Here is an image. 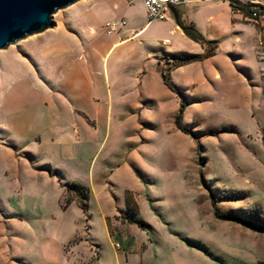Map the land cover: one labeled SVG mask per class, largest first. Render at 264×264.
<instances>
[{
	"label": "rangeland",
	"instance_id": "rangeland-1",
	"mask_svg": "<svg viewBox=\"0 0 264 264\" xmlns=\"http://www.w3.org/2000/svg\"><path fill=\"white\" fill-rule=\"evenodd\" d=\"M141 2L79 0L46 30L0 50V245L8 264L264 260V232L251 228L264 227L261 24L250 21L255 36L243 41L226 17L232 0L187 1L179 9L207 41L201 54L214 48L202 60L215 57L169 68V54L197 49L172 32L170 11L150 21ZM121 18L122 36L145 28L111 48L121 35L103 25ZM163 70L172 82L180 74V92L153 81L139 106L123 101L120 92L142 90L146 76ZM181 102L186 131L176 124ZM72 181L89 188L87 210L66 192Z\"/></svg>",
	"mask_w": 264,
	"mask_h": 264
},
{
	"label": "crops",
	"instance_id": "crops-1",
	"mask_svg": "<svg viewBox=\"0 0 264 264\" xmlns=\"http://www.w3.org/2000/svg\"><path fill=\"white\" fill-rule=\"evenodd\" d=\"M187 1L189 2L191 0H186L184 3L180 4L177 8H175L179 13L180 21L175 23V24H171L170 27L173 28L172 32L177 33L180 42L181 41L186 42L191 47L197 49L195 53H191V54L200 55L203 52V46L201 45V43L199 41H197L196 39L193 38V33H192L193 31L190 27L192 24L188 23L189 25H186L187 23L183 22V19L187 20V22H188V14H186L185 11H182L179 9L180 7H184L188 3ZM201 1L202 0H193V2H201ZM206 1L212 2L215 0H206ZM259 3L264 4V1H260ZM141 4H143V2H141ZM226 4H227L226 17H227V20L230 23H232L233 28H234L232 32L233 33L235 32L236 34H240L243 41L244 40L250 41L249 37H251V35H252V39H253V36H255V33H256L255 25L251 24L250 20H248V18L244 15L243 12L236 10V9H233L230 5H228V3H225V5ZM142 6H144V5H142ZM208 18L210 21L215 20V17L213 15H210ZM191 22H194V21L191 20ZM180 23H182V24H180ZM260 24L261 25H258V26H260V28H262V30L264 31V23H260ZM182 27H184L185 29H183ZM144 28H145V26L141 27L138 31L136 30L137 32H135L133 35L128 36V37L122 36L123 33H122V28H121V30L119 31V35H121L120 38L115 40L114 42H112L110 44V47L112 48V47H115L116 45H117L116 47H119V46H123V44H127L129 40H132L133 37H136L137 34L140 31H142ZM126 32H127V30H126ZM164 39H169V42L164 43V44L173 43L172 39L169 37H165ZM254 39H255V37H254ZM110 47H109V49H110ZM173 53L179 54V53H184V51H182V52L181 51H174ZM214 57L215 56H213L212 58H214ZM212 58L205 59L204 61L201 60V61H196V62H205L206 63L209 60H211ZM224 63H226V62L224 61ZM185 65H188V64H185ZM182 66H184V65H182ZM146 77H145L144 83L143 82H142L143 84L141 83V89L142 90H140V88H138V86H131L130 85L129 87H127V92L122 91L119 93L121 95L123 101H124V99H126V96H131L132 99L128 100V101L133 102V106H139V104H141V100L139 99L140 94H142V96L145 97V96H149L153 93L151 88H149V86H151L153 84V81L158 82V84L164 85L167 88H169L163 80L162 73H159L157 75L155 74L152 78L153 80L150 78H146ZM181 78L182 77L180 76V74L177 71H175V73L172 74L173 82L177 83L178 85H180L182 83ZM60 148H61L60 149L61 151L68 152L67 146L61 145ZM2 216L3 215L0 213V217H2ZM1 231H3V224L0 222V233H1ZM5 250L6 249L0 245V259H2L5 264H8V262L12 258H9L8 255L5 254ZM9 264H12V263H9Z\"/></svg>",
	"mask_w": 264,
	"mask_h": 264
},
{
	"label": "water",
	"instance_id": "water-1",
	"mask_svg": "<svg viewBox=\"0 0 264 264\" xmlns=\"http://www.w3.org/2000/svg\"><path fill=\"white\" fill-rule=\"evenodd\" d=\"M79 0H0V50L19 40L46 30L53 15ZM175 20L179 13L171 7ZM185 29L184 27H182Z\"/></svg>",
	"mask_w": 264,
	"mask_h": 264
},
{
	"label": "trees",
	"instance_id": "trees-1",
	"mask_svg": "<svg viewBox=\"0 0 264 264\" xmlns=\"http://www.w3.org/2000/svg\"><path fill=\"white\" fill-rule=\"evenodd\" d=\"M232 6L233 9H237L241 12L244 13V15H250L253 10H261L264 11V4L261 3H256V2H251V1H247V2H242L240 0H232ZM182 24V23H180ZM192 29V33H193V38L196 39L197 41H201L202 44L204 45V42H207L202 35L193 27V25L190 26ZM210 43V41H208ZM211 44V43H210ZM214 54V48H210V50H207L205 53L200 54V55H194V54H184V55H172L169 54V58H173V62L171 64V66H169V68H176L185 64H189L191 62H195V61H199L202 60L208 56H211ZM172 56V57H170ZM168 68V69H169ZM162 76H163V80L165 82V84L171 88L174 91H179V89L177 87L174 86L173 82L171 81V77H170V73L166 70H163L162 72ZM180 92V91H179ZM185 102H181V107H180V111L176 117V124L177 126L182 129L183 131H186L184 125L182 124V116H183V112L185 109ZM66 192H73L74 197H76L79 200V206L83 209V210H87L88 208V204L86 202H84L83 200H87L89 199V194H90V190L89 188L83 184L80 181H72L71 183L67 184L65 187ZM71 201L67 200L66 205L67 206ZM126 203L129 207V209L132 210L133 213H137V211L134 209L133 205L134 204V199L132 198V196L129 195V193H126ZM216 214L218 215V212L215 211ZM227 219H235V220H239L241 221L244 225L246 226H251L248 221H246L245 219L239 218L237 216H229L226 217ZM256 231H261L264 232V227H251ZM257 264H264V260H259L257 262Z\"/></svg>",
	"mask_w": 264,
	"mask_h": 264
},
{
	"label": "built area",
	"instance_id": "built-area-1",
	"mask_svg": "<svg viewBox=\"0 0 264 264\" xmlns=\"http://www.w3.org/2000/svg\"><path fill=\"white\" fill-rule=\"evenodd\" d=\"M133 3L134 0H128ZM186 0H142L144 9L148 19L151 20H165L167 18V11L173 14L171 7L177 8L180 4L184 3ZM252 2V1H251ZM237 10V9H236ZM174 15V14H173ZM248 20L255 23L264 22V11L253 10L250 15H245ZM127 24L125 18L121 19H109L104 25V31L107 34H114L119 32L124 25ZM169 39H164V43H168Z\"/></svg>",
	"mask_w": 264,
	"mask_h": 264
}]
</instances>
